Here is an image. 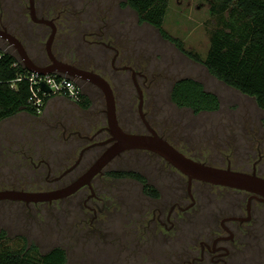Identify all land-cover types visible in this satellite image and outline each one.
Returning a JSON list of instances; mask_svg holds the SVG:
<instances>
[{
	"label": "rangeland",
	"instance_id": "obj_1",
	"mask_svg": "<svg viewBox=\"0 0 264 264\" xmlns=\"http://www.w3.org/2000/svg\"><path fill=\"white\" fill-rule=\"evenodd\" d=\"M124 2L125 0L48 1L50 7L56 3L58 8L64 7L70 11L84 8L83 13L87 17L85 20L90 25L85 30L96 33H87L83 38V31L79 27L73 37H68L74 46L98 53L108 49L107 57L102 58V65H96L97 61L91 59L87 60V64L111 83L120 125L130 132L146 130L138 112V93L131 79V72L123 68L113 70L110 59L114 51L105 45L87 43V40L111 41V44L119 48L116 65L126 64L129 59V64L143 71L147 76L146 84H142V78H136L144 93L143 112L146 111L148 121L158 132L165 133L188 155L202 162L225 167L228 157L233 161L236 157L247 154L244 147L247 134L255 136L253 141L264 154V110L258 107L254 97L228 86L212 75L203 64L210 32L217 27V18L210 1L169 0L162 27L172 37L181 40L183 49L164 38L156 27L141 22L137 13ZM27 3L28 0H0L8 18V29L16 35L21 34L20 37L30 48L41 49L47 61L45 42L49 27L44 23L37 24L29 17L24 23L18 22L22 11L27 10L24 6ZM102 21L108 25L100 37L97 30L102 26ZM41 31L43 36L40 35ZM59 31V35L69 33V27L64 25ZM57 44L54 43L55 51ZM0 48L16 52L4 39H0ZM185 76L200 80L207 90L216 93L220 108L216 111L193 113L188 108L177 107L170 99L171 86L177 78ZM119 77L122 84L117 81ZM81 92L86 96L95 94L94 107L85 111V121L94 120L96 127L104 126L105 100L101 89L97 85L83 82ZM77 107L78 102L66 96L50 97L37 115L23 110L0 121V189H20L23 186L26 189H38L51 186L44 179L46 171L35 167L38 160L36 156L49 155L55 149L62 148L66 141L63 131L68 138L70 132L80 130L79 124H66L65 130L61 125L51 127L62 120L63 115L66 114L67 118L68 113H72L74 121V114L78 117L75 111L80 110ZM78 121L82 124L80 117ZM64 122L67 123L66 120ZM104 135V132L100 134ZM257 153H250L248 163L251 164L258 157ZM76 155L77 152L73 151L71 161ZM140 155L143 156L134 151L125 152L118 158L123 162L115 161L108 169L119 164L127 165L125 168H139L134 166V157L139 161ZM262 164L263 161L259 163L260 166ZM235 165L237 170L242 171L244 164ZM258 170L264 173V169ZM58 173L59 171H55L51 174ZM105 180L107 188L104 187L101 193L110 197L108 201H111L114 191L119 193L122 211L135 212L138 205L143 206L140 201L142 199L135 198L140 188L132 182ZM210 191L220 194L216 188ZM225 195L230 200L236 196L233 191H228ZM72 202L73 200L64 199L51 204L30 203L25 206L18 201L0 199V230L11 236L24 234L42 252L55 246L63 247L67 252V264H192V257L197 255L199 239L194 231H95L94 234L93 231H80L79 228L72 227L70 221L79 216L82 208L81 205L72 207ZM107 204L111 206L109 211L113 214L114 205L111 202ZM255 225L258 226V223L255 224L254 221L249 224L250 228ZM258 229L259 226L255 230ZM230 248L233 249V259L229 264H264V231H235V240ZM193 264L199 263L196 261Z\"/></svg>",
	"mask_w": 264,
	"mask_h": 264
},
{
	"label": "flooded vegetation",
	"instance_id": "obj_2",
	"mask_svg": "<svg viewBox=\"0 0 264 264\" xmlns=\"http://www.w3.org/2000/svg\"><path fill=\"white\" fill-rule=\"evenodd\" d=\"M48 1L49 0H33L34 12L39 18L51 19L56 26L55 36L51 45L54 57L76 67L99 73L94 67L87 64V60H95L97 61L96 65H102V58L107 57L108 53L106 51H108V49L103 53H98L93 50L89 51L78 45L74 46L72 41L68 38L73 37L74 32L77 31L79 27L80 30L83 31L81 33L83 38L86 37L87 33L92 35L96 33L91 30H89V32L85 30L90 25H88V20H85L87 17H85L86 14L83 13L84 8L77 11H70L64 7L58 8V4L56 3H58L59 0H51L52 3L56 2L53 7L48 6ZM75 1L78 0H73V2ZM29 3L28 0L27 5H24L27 10L22 11V17L18 19V22L22 21L24 23L27 17L31 19ZM7 22L8 18L3 11L2 5H0V29L15 35L23 44L29 57L36 64L45 66L51 62L46 47L45 53L47 55V61L44 59V54L41 49L37 47L30 48L20 37L21 34L16 35L8 29L9 22ZM36 23L40 24L39 22ZM64 25L69 27V33L64 32V34L62 33L59 35V29L61 30V27ZM107 25V22L102 21V26L97 30V34L100 35V37L104 34V30H107ZM47 26L49 27L50 34L51 27L49 25ZM40 35L43 36L42 31ZM54 43H58L56 51L54 49ZM87 43L107 46L110 50L114 51L110 59V66L113 70L118 71L121 68L128 69L131 72V79L133 82L134 80L137 82L136 78L139 77L142 78V84H146L147 76L142 70L129 64V59H127L128 63L126 62V64L124 63L121 66L116 65L119 56V48L115 44H111V41L105 42L96 39L87 40ZM101 75L104 76L103 74ZM72 78L79 83L81 82V84L87 82L95 86V84L88 80L77 77ZM117 81L119 84H122L120 77ZM87 97L90 100L88 108L80 107L79 105L77 110H80L75 111L78 117L82 119V124L79 123L78 117L75 114L73 121L72 113H68L69 116L67 118H65V114L62 120H58L55 125H51V127L61 125L65 130L67 127L66 124H79L78 127L80 130L70 132L68 138L64 136L63 131L62 135L66 141L62 148L59 147L58 150L55 149V151H52L49 155L36 156L38 160L34 165L36 168L46 171L44 179L51 186L38 189H26V187L23 186L17 190L53 191L65 188L81 177L111 145L114 140H112V134L108 130L107 120L104 126L99 127H96L97 123L94 120L91 122L85 121V111H89L94 107L95 94L91 93L90 96ZM144 102L145 98L143 93V107ZM82 109L83 112H80ZM103 111L105 113V109H103ZM144 114L147 119L146 111H144ZM82 116L83 118H81ZM65 120L67 123L64 122ZM149 124L159 136L167 140L177 150L193 158L191 155H188L178 148L165 133L158 132L150 122ZM102 132L105 133L104 136H100ZM136 133H148V130L146 128L145 131ZM254 138L255 136H249V134H247L245 137L246 143L244 145L247 154L245 156H238L233 161L228 157L225 168L229 167L230 169L237 170L235 163L237 165L244 164L241 168L242 171L250 173L255 172L257 175L264 177V173L258 170V168H260V170L261 168L264 169V154L261 152L260 146L256 145L253 141ZM73 151L77 152V155L71 161L70 157ZM128 151L143 154V156H139V161L134 157V166H139V168H125L127 165L119 164L116 167L108 169L109 165L115 161L123 162L118 158ZM253 151L258 152V157L250 164L248 163V158ZM262 161L263 164L260 166L259 163ZM206 163L210 164L208 162ZM40 165L44 167L41 168ZM214 166H217V164ZM62 167L65 168L63 169ZM55 171H59V173L52 175L51 173ZM125 171L133 172L134 174L137 173L139 177L120 175ZM105 179H113V181L118 183L121 181L132 182L136 187L140 188L135 194V198L142 199L140 201L143 206L138 205L135 212L131 211L128 213L122 211L120 208L122 198L119 193L114 191L111 201H108L110 198L109 196L101 193L103 189L107 188V186H105ZM213 188L218 189L220 194L210 191ZM228 191H233L235 193L236 196L234 199L230 200V198H225L228 197V195H225ZM5 199L18 201L25 206H28L30 203L51 204L64 199L73 200L72 207L81 205L82 211L78 217L71 219V226H75L76 229L79 228L80 231H93V234L95 231H181L182 233L183 231H194L199 241L197 255H194L191 259L192 264L196 263V261L199 264H229L233 259V249L230 248V245L235 240V231H264V197L244 189L214 184L198 179H193L189 187L188 177L183 172L170 164L158 153L146 149H129L117 154L100 172L92 176L89 183L80 186L74 192L66 196L51 201L38 202H26L10 198H4V200ZM108 202L114 205L113 214L109 211L111 206L107 204ZM252 221H254L255 224L258 223V230H255L258 227L256 225L250 228L249 224ZM99 238L101 237L99 236Z\"/></svg>",
	"mask_w": 264,
	"mask_h": 264
},
{
	"label": "trees",
	"instance_id": "obj_3",
	"mask_svg": "<svg viewBox=\"0 0 264 264\" xmlns=\"http://www.w3.org/2000/svg\"><path fill=\"white\" fill-rule=\"evenodd\" d=\"M209 1L217 18V27L210 32L203 64L228 86L254 97L258 107L264 110V0ZM124 4L137 13L141 22L156 27L164 38L183 49L181 40L162 27L169 0H125ZM18 59L12 51L0 58V121L23 110L31 115L38 114L27 103L28 82L21 80L16 88L11 86V81L25 72L20 63L12 65ZM76 82L81 87V82ZM51 96L53 94L45 100ZM170 99L177 107L188 108L193 113L220 108L218 95L207 90L200 80L189 76L173 82ZM76 102L85 108L90 100L81 92ZM120 175L139 177L137 173L127 171ZM0 264H67V252L61 246L42 252L24 234L11 236L0 230Z\"/></svg>",
	"mask_w": 264,
	"mask_h": 264
},
{
	"label": "water",
	"instance_id": "obj_4",
	"mask_svg": "<svg viewBox=\"0 0 264 264\" xmlns=\"http://www.w3.org/2000/svg\"><path fill=\"white\" fill-rule=\"evenodd\" d=\"M30 15L34 22L44 23L51 27L50 34L45 42V47L51 62L42 66L36 64L29 57L21 41L13 34L0 29V38L6 39L8 44L13 46L17 55L22 60L24 66L31 71L40 74L58 72L71 77H77L88 80L97 85L105 99V113L108 130L112 134L111 145L99 156L91 167L71 185L53 191H25L17 189H0V199L10 198L26 202L51 201L53 199L66 196L80 186L89 183L93 175L100 172L103 167L117 154L129 149H146L151 150L164 157L170 164L188 177L190 187L193 179H198L214 184L226 185L234 188L244 189L264 197V177L257 175L255 172H244L230 169L229 167H217L193 159L177 150L167 140L159 136L150 126L143 112V93L134 80L138 92V112L142 122L146 125L148 133H136L125 131L118 120L113 89L109 81L99 73L76 67L70 63L54 57L51 45L55 36L56 26L51 19L39 18L34 12V2L29 0ZM45 91L49 88L42 83Z\"/></svg>",
	"mask_w": 264,
	"mask_h": 264
},
{
	"label": "built area",
	"instance_id": "obj_5",
	"mask_svg": "<svg viewBox=\"0 0 264 264\" xmlns=\"http://www.w3.org/2000/svg\"><path fill=\"white\" fill-rule=\"evenodd\" d=\"M6 52H8L7 49L0 48V58ZM18 58V61L13 62L12 65L17 66L18 63H20L25 68V72L20 73L15 79H13L11 81V86L16 88L17 82L21 80H26L28 82L29 95L27 103L33 107L37 113H40L43 109L46 101L45 98L48 95L60 94L72 100H77L79 98L81 87L72 77L58 72L40 74L38 72L28 70L19 56ZM42 83L49 88V91H45L43 89Z\"/></svg>",
	"mask_w": 264,
	"mask_h": 264
},
{
	"label": "crops",
	"instance_id": "obj_6",
	"mask_svg": "<svg viewBox=\"0 0 264 264\" xmlns=\"http://www.w3.org/2000/svg\"><path fill=\"white\" fill-rule=\"evenodd\" d=\"M57 96H62V95H55V96H51V98H55V97H57ZM50 99V98H49ZM49 99H48V101H49Z\"/></svg>",
	"mask_w": 264,
	"mask_h": 264
}]
</instances>
